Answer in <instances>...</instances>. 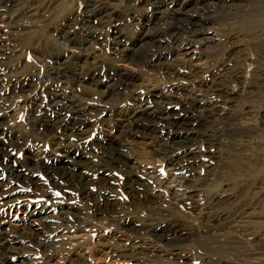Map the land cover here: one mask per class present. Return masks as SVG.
Masks as SVG:
<instances>
[{
  "label": "rangeland",
  "instance_id": "1",
  "mask_svg": "<svg viewBox=\"0 0 264 264\" xmlns=\"http://www.w3.org/2000/svg\"><path fill=\"white\" fill-rule=\"evenodd\" d=\"M49 2L50 10L40 11L43 15H38L37 19L21 18L17 26L10 25L7 15L0 14V176L3 174L2 163L16 162L15 165L19 166L24 163L28 153L40 154V157L58 155L70 146L78 152L75 159L81 164L90 160L95 164L97 159L90 150L91 144L99 141L103 135L115 136L114 115L129 113L136 108L134 99L127 95V91L108 92L88 85L79 86L77 91L70 80L60 82L48 77L56 57H65L72 51L55 30L62 24H70L67 23L68 18H75L86 9L85 0ZM100 2L129 14L116 29L129 40L138 36L140 24L135 20L142 13L147 16L148 12L153 11L149 7L142 8V11L127 0H89L87 4L91 6ZM231 2L225 6L220 0H210L208 6L200 7V11H191V17L204 16L203 27L212 40L205 43L198 39L188 54L180 49L171 53L168 51L158 72L131 65L113 56L110 47L113 30L108 20L93 28L100 43L91 39L82 43V61L76 64V69L77 73L83 74L91 66L84 62L90 55L93 59L90 62L95 63L94 67L102 77L107 75L121 80L136 76L138 80L133 81L129 89L143 93L152 86H159V89L166 91L167 85L175 82L185 85L184 91L189 99L195 97L207 104L214 103L218 97L215 87L239 92L241 96L237 100L236 112L242 113L243 108L248 106L251 113L240 116L234 128L238 132L247 130L250 137L237 138L233 146L224 144L226 140L223 139V146L212 149L217 151L219 161L216 164L208 158L209 154L205 151L207 146L198 144V165L193 168L195 173L192 171L193 175L189 177L187 173L182 175L177 170L171 171L163 159L156 156L157 147L150 140H133L123 150L122 157L131 156L144 171L139 174L132 189H125L126 174L123 164L119 162L120 165L112 164L111 171L106 174L84 168L81 178L72 176V179L70 177L62 183L55 180L54 185L47 181L46 184L47 178H43L41 169L30 170L17 184L18 191L29 193L23 200L24 205L21 204L16 211L12 204L0 202L3 203L0 204V224L10 227L9 231H13L16 240L25 249L23 254L20 252V255L14 256L15 264H137L116 257V253L125 245L160 250L158 263L161 260V264H173L171 255L182 258L181 264H264V125L256 115L264 104V84L253 75L255 69L264 71V0ZM191 3V0H185V4ZM161 25L156 26V30L163 38L165 29ZM80 28V23H73L71 30ZM182 37L184 39L186 35ZM149 49L153 50L154 47ZM239 72L247 81L245 87L234 78ZM180 73L187 75V78L183 81L177 79ZM201 75L202 79L195 78ZM21 77L27 80V90L24 92L19 88ZM202 80L207 85L200 87ZM62 87L67 88L64 96L81 103V106L89 105L94 110L101 101L106 105L107 112L102 115L86 114L87 117H83L89 119V131L83 143L69 137L53 146L50 138L39 139L31 130L32 124L37 121L56 127L73 116L64 105L54 106L52 103L51 92L61 94ZM64 101L66 103L67 100ZM218 106L224 107L221 104ZM199 113H202V109L178 104L172 109L173 120L168 121L167 115L154 120L164 130L187 131L191 126L203 130L210 124ZM54 135L59 137L60 130ZM22 137L27 138L20 146L17 141ZM45 159L39 162L50 161ZM209 164H214V169L206 172L210 170L206 169ZM182 176L191 178V184L197 185V195L190 201L185 200L186 197L183 203L176 200L178 198L170 199L167 191L156 188V183L167 182L182 189L179 192L188 194L193 189L179 183ZM6 180L5 177L3 182ZM83 187L91 191L92 197L88 201L78 198ZM216 216L220 222L213 223L214 226L211 219ZM33 221L38 224L42 238H27V228L34 224ZM121 221L125 226H133L139 231L122 227ZM148 224L160 226L163 230L161 240L150 237L145 231L140 232ZM41 244L50 246V251L40 250Z\"/></svg>",
  "mask_w": 264,
  "mask_h": 264
},
{
  "label": "bare ground",
  "instance_id": "2",
  "mask_svg": "<svg viewBox=\"0 0 264 264\" xmlns=\"http://www.w3.org/2000/svg\"><path fill=\"white\" fill-rule=\"evenodd\" d=\"M1 1L2 3H0V14L2 13V15H7L6 18L8 23L10 25L16 24V26L21 18H28L31 20L33 19L32 17H36L37 19L38 15H43V13H40V11L50 10L49 8L51 6L49 2L50 0ZM85 1L86 9L83 12H79L77 16H75V18H66L68 20L67 23L70 24H62V26L55 30L57 35H60L65 39L66 43L69 45L72 51L67 53L65 57H63L64 55L56 57L55 62L48 71V77L50 79L59 80L60 82L62 80H70L73 84V88H75L77 91L79 89V86L81 85H88L96 89H104L108 92H113V90L119 92H121L120 90H122L123 92L127 91L129 93L127 95L131 96L134 99L136 108L129 113L119 112L114 115L116 130L115 136L103 135L99 139V141L91 144L90 150L94 153V159H97V162L95 164L92 163L91 160V163L87 161L88 163L81 164L75 159V157L78 155V152L70 148L71 146L68 149L65 147L66 149L61 151L62 154L52 156L48 154L40 157V154L28 153V157L24 159V163L18 164L19 166L15 165L16 162L2 163L1 170L3 174L0 176V202H3L4 204H12V207H14L15 210L17 209L16 211H18L20 205L23 204V200H25L26 196L29 194L18 191L19 189L17 187V184L24 178L25 175L28 174L30 170L34 171V168H37L38 170L41 169V173H43L44 175H42L43 178H47L45 182H52L53 184H51L54 185L56 184L55 180H58V182L62 183L65 182L64 180H67L70 177L72 179V176L81 178L83 176L82 174L85 172V170L83 171L84 168L91 169L92 172H95L97 174H106L109 170L111 171L112 164L122 163V168H124L127 181L125 189H132V187L137 183V179L140 176L139 174L143 173L142 171H144L141 165L139 166L138 164H135L136 160L134 161L131 156H125L126 158L122 157V155H124L123 150L126 149V147L131 144L133 140H150L155 144V147H157V149L155 150L156 156H160L163 159L164 164L171 168V171L172 169L177 170L182 173V175H186L187 173V176L189 177L191 172L194 170L193 168L198 165V163L196 162V146L198 144L203 143L205 144V146H207L205 151L209 154L208 158L210 157L211 161L213 160L215 162L214 164H216L219 161V159H217L216 157L218 156L217 151L214 152L212 151V149H218V146L220 148L224 144H230L233 146V142L236 141L237 138L247 139L250 137V133L247 130L244 132H238L239 130L234 128V123L238 121V118L240 116L251 113L248 106H245L243 108V112H240L241 114L236 112V107L238 105L237 100L241 96L239 92H233L232 90L230 91L215 87V92L216 94H218V97L212 104L204 103V101L196 99L195 97H193V99H189L188 95L184 91L185 85L175 82L167 85L166 91H164L163 89H159V86H152L146 92L141 93L138 90L129 89V85L132 86L131 83L135 80H138L136 76L134 77L131 75L130 78L124 77L121 80H114L115 78L113 79L112 77H109L107 75L102 77L98 73L97 67H94L95 63L90 62L91 60H93L90 55L89 57L88 55L86 58L84 57V62H86L87 65L89 64L91 66L89 68L86 67L88 69L83 72V74L77 73L76 64L82 61V56L80 55V53L82 52V43L88 39L95 41V43L99 42L100 38H98V36L94 34L93 28L96 24L100 22H106V20H108L107 22H110V25H112L111 28L113 31L111 32L112 37L110 41V47L112 54L116 59L128 62L129 64L137 67L149 69L151 71H160L162 67L161 63L165 59V55L168 51L171 53L176 51L177 49H180L187 53L190 52L198 39L204 40L205 43L207 40V42H210V40H212L211 37L207 36V32L203 27V24L206 20L205 18H203L204 16L191 17V14H189L191 11L195 12L196 9L200 11V7L202 6H208L210 0H191L192 3L190 5L185 4V0H127L130 5H136L140 9L145 7L153 9L152 13L148 12L147 16L145 15V13H142L138 17V19L135 20L137 24H140V29L137 32L138 36L134 40H129L123 34L116 31V29L121 25L122 20H124L128 13L126 14L111 9L109 6H106L101 2L88 6L87 3L89 2V0ZM220 1H222V3L224 2L226 4L225 6H228V4L233 0ZM73 23H80L82 25V28H80L79 30L77 29V31H72L71 29ZM160 23L162 24L161 28L164 26L163 29H165L164 32H162L163 35L165 34L163 38L159 37L158 30H156V26H159ZM23 24H21L22 29L24 28ZM183 35H186V38L183 39ZM163 44L164 46L162 47ZM150 47H154V49L150 50ZM73 50H75L76 52L74 53ZM253 75L256 76L258 82L264 84L263 70H260L259 68L255 69ZM178 76L179 78H176L179 80L181 78L182 81L187 78V75L181 73ZM200 77L202 79V75L195 76V78L198 79H200ZM234 78L239 82V84H242L243 86L247 84V81L241 76L240 72L237 73ZM192 81L193 80H191V82ZM251 81H253V78ZM11 84L12 82L9 83V85ZM206 85L207 83L204 81L200 83V87ZM19 88L22 92L27 90V80L25 79V77L20 78ZM61 90V94L51 92L53 101L52 103L54 106H59V104L64 105V107L67 108L68 111L72 112L73 116L68 117L66 121L63 120V122H61L62 125L59 124L60 126L56 127L47 123L43 124L37 121L32 124L31 130L35 132L39 139H42L44 137L50 138L53 146L59 145L58 141L69 137H74L77 143H83L86 138L85 135L89 131H87V124L89 122V119H84L83 117H87L89 115H102L103 112L106 111V105L101 101L98 108L92 110L89 105L81 106L79 105L81 103H78L71 99H67V97L64 96V92H66L67 88L65 89L62 87ZM72 90L74 91V89ZM76 96L80 97L81 95L77 94ZM64 100H67L66 103H64ZM178 104H188L190 108L195 107L197 109H202V113H199V116L204 120L209 121V126L211 127L206 126L207 128L203 130L198 129L195 126H191V128H189V130L187 131H183V129H180L181 127H178L180 130H164L163 126L158 124L154 119H160L164 115H167L169 116L168 118H170H166L168 121L173 120L174 117L172 116V109H174ZM219 104L223 105L224 107L222 106L223 108H221L220 106H218ZM86 114L87 116H85ZM256 115L260 118L261 122L264 125V104L257 111ZM58 130H60V136L56 137V135L54 134ZM26 138L27 137H22L17 141V144L21 146L23 140H25ZM223 139L226 140V142H224V144L222 145ZM57 148L61 149V147L59 146ZM45 157L50 159V161L48 160L49 162H45L46 164L44 163V161L46 160ZM42 158H44L45 160H43V162H39V160H41ZM123 159L126 164L123 162ZM203 162L204 161H202V163ZM132 163H134L135 165H133ZM214 164L206 165V169H210L206 172H211L214 169ZM2 176H5L7 178L6 182H3L5 177ZM180 180L181 182L178 181L179 183L183 185L185 184L187 185V187L189 186V188H192L193 190L188 194L182 193L179 192L182 189L179 190L178 188L171 186L170 183L161 181L160 183H156V188H163L164 192L167 191V194L171 197L170 199L178 198L176 200L183 203V199L186 197L185 200L190 201L191 198L197 195L198 190L195 189V186L197 185L194 186L193 184H191V178L185 179V176ZM91 197V191L87 187H83L82 193L78 196V198L87 201ZM211 208H213V206L209 209ZM211 220L212 224H218L220 222V218L217 216ZM33 222L34 224L30 225L27 228L29 234L26 235L27 238H42L43 236H41L40 232H38V224L35 223V221ZM65 222L69 224L67 221ZM123 222L124 221H121L122 227L131 231H139V229L133 226H125ZM9 228L10 227H6L3 224H0V264H15L13 261L14 256L16 257L18 254L20 255V252L25 251V249H22L23 247L20 245L18 240H16V235L13 233V231H9ZM142 231H145L150 235V237L156 240L162 239L163 230L158 224H148L140 232ZM39 247L40 250H43L45 252L50 251V246H48L47 244H41L39 245ZM116 257L122 260H127L130 263L137 264L144 262L149 264L162 263H160L161 260L158 263V259L161 258L160 250L156 248L154 249V247L144 248L137 246L136 248H134L132 246L125 245L123 249L119 250L116 253ZM171 258L174 262L173 264H181V261H183L182 258H180L178 255H171Z\"/></svg>",
  "mask_w": 264,
  "mask_h": 264
}]
</instances>
